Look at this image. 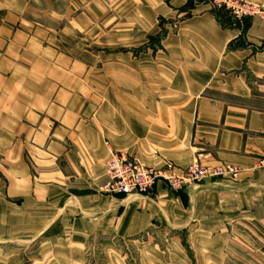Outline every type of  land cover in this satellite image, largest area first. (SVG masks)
I'll list each match as a JSON object with an SVG mask.
<instances>
[{
    "label": "crops",
    "instance_id": "obj_1",
    "mask_svg": "<svg viewBox=\"0 0 264 264\" xmlns=\"http://www.w3.org/2000/svg\"><path fill=\"white\" fill-rule=\"evenodd\" d=\"M123 153L244 171L101 194ZM262 158L264 15L228 21L210 0H0V264H230L231 234L264 231Z\"/></svg>",
    "mask_w": 264,
    "mask_h": 264
},
{
    "label": "built area",
    "instance_id": "obj_2",
    "mask_svg": "<svg viewBox=\"0 0 264 264\" xmlns=\"http://www.w3.org/2000/svg\"><path fill=\"white\" fill-rule=\"evenodd\" d=\"M215 11H223L237 22L252 19L260 8L244 0H210ZM106 181L100 187L102 194L132 196L151 194L158 182L175 192L184 191L207 180H236L242 168L218 164L203 165L198 161L186 168L165 164L162 168L148 167L125 155L111 154L106 162ZM256 169H264V158L256 163Z\"/></svg>",
    "mask_w": 264,
    "mask_h": 264
},
{
    "label": "rangeland",
    "instance_id": "obj_3",
    "mask_svg": "<svg viewBox=\"0 0 264 264\" xmlns=\"http://www.w3.org/2000/svg\"><path fill=\"white\" fill-rule=\"evenodd\" d=\"M244 1H246V0H244ZM247 2L252 3L250 1H247ZM252 4H254V3H252ZM254 5H256L260 8V13L256 17L264 15V7H261L257 4H254ZM228 17H230V16H228ZM230 18H232V17H230ZM116 155H120V154H116ZM121 155L127 156L124 153ZM133 159H135V158H133ZM260 170H264V169H260ZM214 180H219V179H213V180H207V181H214ZM207 181H205V182H207ZM230 181H233V180H230ZM99 191H100V189H99ZM171 191H173V190H171ZM173 192H175V191H173ZM105 195H107V194H105ZM147 195H149V194H147ZM256 235L257 236L253 235L254 243L253 242L249 243L248 241L243 243L236 235L231 234V240H233V242H236L235 244H239V247H237V245L235 246V245L231 244V248L229 250V257L231 260L230 264H264V231H261L260 233H256ZM242 244H244V246ZM129 261H131V260H129ZM133 261H131V264L134 263Z\"/></svg>",
    "mask_w": 264,
    "mask_h": 264
},
{
    "label": "trees",
    "instance_id": "obj_4",
    "mask_svg": "<svg viewBox=\"0 0 264 264\" xmlns=\"http://www.w3.org/2000/svg\"><path fill=\"white\" fill-rule=\"evenodd\" d=\"M217 12V15L221 18V19H225V20H228V21H230V20H232V18H230V17H228V15L225 13V12H223V11H216ZM248 20H245V21H243V23L244 22H247Z\"/></svg>",
    "mask_w": 264,
    "mask_h": 264
}]
</instances>
